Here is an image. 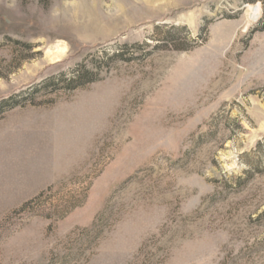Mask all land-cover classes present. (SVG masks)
Returning a JSON list of instances; mask_svg holds the SVG:
<instances>
[{
    "label": "rangeland",
    "instance_id": "rangeland-1",
    "mask_svg": "<svg viewBox=\"0 0 264 264\" xmlns=\"http://www.w3.org/2000/svg\"><path fill=\"white\" fill-rule=\"evenodd\" d=\"M0 264H264V0H0Z\"/></svg>",
    "mask_w": 264,
    "mask_h": 264
},
{
    "label": "crops",
    "instance_id": "crops-1",
    "mask_svg": "<svg viewBox=\"0 0 264 264\" xmlns=\"http://www.w3.org/2000/svg\"><path fill=\"white\" fill-rule=\"evenodd\" d=\"M47 177H48V176H46V177L40 179L39 182H38V181L36 182V184L39 185V183H40V186H39V187H44V186H46V185H47V182L49 181Z\"/></svg>",
    "mask_w": 264,
    "mask_h": 264
}]
</instances>
